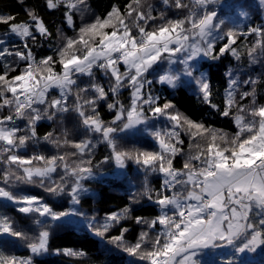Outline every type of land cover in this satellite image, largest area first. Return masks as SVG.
Instances as JSON below:
<instances>
[{
  "label": "snow or ice",
  "instance_id": "obj_1",
  "mask_svg": "<svg viewBox=\"0 0 264 264\" xmlns=\"http://www.w3.org/2000/svg\"><path fill=\"white\" fill-rule=\"evenodd\" d=\"M16 5L0 11V264H108L54 245L72 228L135 264H264V0ZM108 171L135 191L86 209Z\"/></svg>",
  "mask_w": 264,
  "mask_h": 264
},
{
  "label": "trees",
  "instance_id": "obj_2",
  "mask_svg": "<svg viewBox=\"0 0 264 264\" xmlns=\"http://www.w3.org/2000/svg\"><path fill=\"white\" fill-rule=\"evenodd\" d=\"M30 3H36L38 0H29ZM91 6L98 12H102L112 0H89ZM0 11H19L16 5V0H0ZM227 61L224 62L225 66ZM232 66H235V61L232 62ZM219 84V80L214 81ZM222 90V89H221ZM171 94V98L181 109V111L189 112L195 116H202L209 123H215L217 127H224L223 120L214 121L211 116H207L204 112L206 108L199 103L196 95L189 90L174 92L169 90L164 95ZM162 126V125H161ZM105 149L101 145L97 149V156H102ZM135 168V165H132ZM129 175H134L129 173ZM142 179V176H141ZM152 183L155 185L157 180L152 178ZM89 187L91 193L85 197L86 202L84 207L94 208L97 210H114L117 206H122L128 197V194L135 191V188L129 184L127 177H118L111 171L106 172L105 175L100 176L95 182L90 183ZM19 195H38L43 196L45 199H49L47 195L40 189L31 186H21L16 190ZM70 207L69 203L65 201L63 208H57L56 210H65ZM54 245L61 247H78L84 246L91 250L97 260H106L108 264H135V261L123 254L109 255L104 253L100 254V249L103 245L98 239L90 234H87L83 229L72 228L68 232L57 233L54 241ZM46 264H70L69 258H61L56 255L46 257Z\"/></svg>",
  "mask_w": 264,
  "mask_h": 264
}]
</instances>
